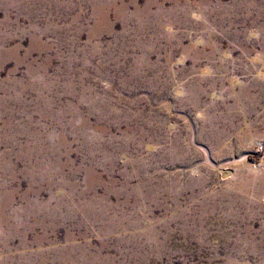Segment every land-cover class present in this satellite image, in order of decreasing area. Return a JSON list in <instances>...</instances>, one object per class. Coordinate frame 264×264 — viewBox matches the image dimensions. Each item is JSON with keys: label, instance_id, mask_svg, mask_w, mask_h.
<instances>
[{"label": "rangeland", "instance_id": "rangeland-1", "mask_svg": "<svg viewBox=\"0 0 264 264\" xmlns=\"http://www.w3.org/2000/svg\"><path fill=\"white\" fill-rule=\"evenodd\" d=\"M0 264H264V0H0Z\"/></svg>", "mask_w": 264, "mask_h": 264}, {"label": "bare ground", "instance_id": "bare-ground-1", "mask_svg": "<svg viewBox=\"0 0 264 264\" xmlns=\"http://www.w3.org/2000/svg\"><path fill=\"white\" fill-rule=\"evenodd\" d=\"M3 201H5V200H3ZM4 205H5V203H4ZM2 206V205H1ZM16 236V235H15ZM30 257V256H29ZM42 258V257H41ZM14 260V259H13ZM40 262V261H39Z\"/></svg>", "mask_w": 264, "mask_h": 264}]
</instances>
